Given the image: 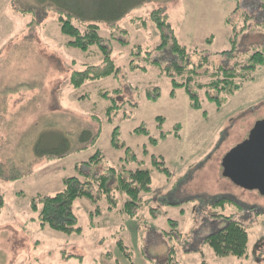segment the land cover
<instances>
[{
	"label": "rangeland",
	"instance_id": "obj_1",
	"mask_svg": "<svg viewBox=\"0 0 264 264\" xmlns=\"http://www.w3.org/2000/svg\"><path fill=\"white\" fill-rule=\"evenodd\" d=\"M157 9L179 43L200 51L188 57V65L200 53L223 66L246 62L255 50L264 57V0H133L114 22L113 38L109 25L100 23L119 72L73 88V71L102 65L100 49L68 47L51 4L0 0V264H167L171 247L175 264H264V215L250 211L244 216L235 203L264 211V196L239 187L222 168L226 152L264 118V65L231 95L190 83L201 104L192 107L183 87L170 94L165 69L173 57L178 61L169 46L152 50L160 41L151 17ZM241 12L250 16L245 25ZM231 25L237 32L242 25L245 29L238 32L234 56L227 57L220 52L230 48ZM210 96H218L220 104ZM111 99L117 109L110 110L109 122L105 108ZM116 127L119 148L111 142ZM140 128L148 135L136 131ZM83 130L94 144L80 141ZM62 136L69 143L67 154H35L39 139L56 147ZM96 150L102 160L85 165ZM110 167L115 171L108 173L111 187L119 172L127 177L131 169L151 171L150 190L141 192L133 217L123 211L126 196L116 191L112 203L104 197L73 202L78 233L40 225L31 207L33 200L39 206L37 195H54L65 177L92 179ZM227 216L247 229L246 256H217L204 242Z\"/></svg>",
	"mask_w": 264,
	"mask_h": 264
},
{
	"label": "trees",
	"instance_id": "obj_2",
	"mask_svg": "<svg viewBox=\"0 0 264 264\" xmlns=\"http://www.w3.org/2000/svg\"><path fill=\"white\" fill-rule=\"evenodd\" d=\"M44 3L51 4L57 8V22L60 33L67 37L66 45L68 47L77 48L81 51H89L93 46L100 49L102 54L101 66L98 64H85L82 70L73 71L69 77V83L73 88L81 87L88 81H95L102 78L115 76L119 72V66L111 56V50L104 45V38L100 35V23L109 25L110 35L114 37V32L118 28L114 22L127 12L133 0H42ZM237 7V6H236ZM235 7V11L237 8ZM155 26L160 33V41L152 49L156 52L164 50L169 46L170 53L176 56L177 63L173 60L165 69L166 77L171 83L170 94L173 95L176 88L183 87L188 94L190 104L194 108H201V104L197 94L191 90L190 83L198 89H214L218 92H224L226 95H231L236 92L245 81L252 80L253 71L260 65H264V57L261 51L255 50L249 55L246 62L234 61L230 66L216 65L210 61L206 55L200 53L196 62L187 64L188 57L191 54H198L199 50L195 49L192 52L177 40L173 29L167 23L165 13L161 14L160 9L155 10L151 15ZM250 16L246 12L239 14L240 22L245 25ZM234 25V24H233ZM231 25L232 31L229 36L230 48L220 52L221 55L231 57L234 56V51L237 46L238 32L245 29L241 26L239 31L234 30L235 26ZM123 30V29H122ZM241 31V32H242ZM124 32V31H122ZM209 40V39H207ZM140 47V46H138ZM198 53H194V52ZM150 54V51L147 52ZM174 74H171V72ZM179 77L182 82L176 81ZM158 92V91H157ZM158 94V93H157ZM157 94L148 96V99L157 98ZM212 101L220 104L218 96H210ZM108 121L111 109H117L115 102L111 99L110 105L106 108ZM159 121L161 116H157ZM179 127V126H177ZM148 135L144 128L137 129V132ZM118 128L116 127L111 135V142L115 147H120L117 140ZM88 130H83L80 134V141H89L94 144L93 136ZM167 134H161L160 138H165ZM178 136V135H176ZM151 144L156 141L149 137ZM69 151V143L67 138L62 136L56 145L41 144L39 139L35 146L34 152L37 156H57L62 157ZM103 158L102 153L96 150L92 156L85 162V165L97 164ZM153 165L160 169L159 164L153 159ZM108 172L94 176L92 179H80L77 176H69L62 179L63 187L54 195H37L38 204L33 200L31 207L38 211L40 225L50 226L53 230L65 234L73 232L78 233L80 228L76 226V215L72 211V204L76 199L89 198L98 200L102 197L106 198L109 203H112V197L116 191L121 195L126 196V201L123 203V211L128 216L133 217L134 208L140 200L141 192L150 190L152 182L151 171L148 168H136L127 172V177H123V173L115 175V186L109 184L108 173L115 174L113 168H108ZM97 197H94V191ZM2 197L0 196V208L2 206ZM111 208V205H109ZM221 216V215H220ZM173 223V221L169 220ZM204 242L210 246L213 253L217 256L234 255L242 257L247 255L248 251V232L246 227L239 221L234 220L231 216L225 217V225L204 238ZM119 247H123L121 242H118ZM174 247H171L168 256L167 264H175L173 261ZM202 264H205L203 262Z\"/></svg>",
	"mask_w": 264,
	"mask_h": 264
},
{
	"label": "water",
	"instance_id": "obj_3",
	"mask_svg": "<svg viewBox=\"0 0 264 264\" xmlns=\"http://www.w3.org/2000/svg\"><path fill=\"white\" fill-rule=\"evenodd\" d=\"M222 168L225 177L264 196V118L256 121L247 137L226 152Z\"/></svg>",
	"mask_w": 264,
	"mask_h": 264
},
{
	"label": "flooded vegetation",
	"instance_id": "obj_4",
	"mask_svg": "<svg viewBox=\"0 0 264 264\" xmlns=\"http://www.w3.org/2000/svg\"><path fill=\"white\" fill-rule=\"evenodd\" d=\"M248 135V134H247ZM247 137V136H246ZM239 186V185H238ZM240 187V186H239ZM242 188V187H241ZM257 192V191H256ZM258 193V192H257ZM259 194V193H258ZM260 195V194H259ZM262 196V195H261ZM235 203L238 205V208L241 210V211H243V214H244V216H247V214L250 212V211H254L256 214L258 213V212H260L261 214H263L264 215V211H257L256 210V206L254 205V204H251V205H246V204H244L242 201H235ZM250 217V216H249Z\"/></svg>",
	"mask_w": 264,
	"mask_h": 264
}]
</instances>
